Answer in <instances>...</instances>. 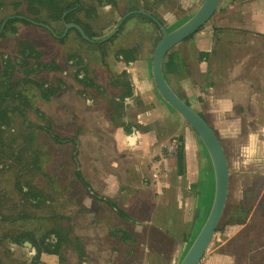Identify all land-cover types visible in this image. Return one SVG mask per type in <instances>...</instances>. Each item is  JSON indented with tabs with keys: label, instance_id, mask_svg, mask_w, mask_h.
<instances>
[{
	"label": "rangeland",
	"instance_id": "obj_1",
	"mask_svg": "<svg viewBox=\"0 0 264 264\" xmlns=\"http://www.w3.org/2000/svg\"><path fill=\"white\" fill-rule=\"evenodd\" d=\"M202 1L203 0H181L180 7L177 8L178 10H171L161 7L158 11V15L163 20L165 29L167 31H171L184 23L197 11ZM119 3V6L105 7V10H103L102 14L99 15L97 24L106 34L110 33L115 28L117 22L121 18L120 14L122 12L121 10L125 6H123L125 1L119 0ZM11 9L12 6L7 5L3 12L5 13L6 11ZM183 15L184 17L179 19L177 18ZM219 18L220 11L219 9H217V11L210 18L204 28L201 29V31H198L189 39H186L172 49L178 52H184V55H187L188 62L190 63L192 68H196L197 71L205 70L207 68V64L204 63L202 65L201 61H199V59H202L200 53H195L193 55L191 52L195 48L205 46L201 45V40H207L209 42L212 40L213 27L211 26L217 24ZM119 30L117 34L119 33ZM19 31L21 32H18V34L16 35L17 37L15 39H9L6 44H4V41H0V64L1 62H4L5 59H7L9 61V64L13 65L12 61L15 60V72L24 71V73H29L22 74V76L16 75V77L26 78V76L31 75L34 80L36 77H38V75H36V72H38V70L39 73L42 72L40 70L43 65H41L40 63L46 65L51 57L55 59V62L57 60L58 66L62 68L58 69L60 72L57 73V76H59V78L62 77L61 80L66 87L64 90L62 89L61 92L54 95L49 106H45V111L43 113H45L47 119L52 122L54 126L52 127L53 133L62 134V139L60 140H64L68 137L74 138L72 135V128H74L75 126H70L69 123L76 122L81 126L80 128L83 129L84 134L79 135V137L74 139V154L72 150L68 153L66 149L59 148V151L62 152L59 157H63L66 154L68 157H71V154H73L77 166V171L79 172L81 170V165L80 160L78 162L77 159V155H79L77 154L78 151L81 153V164L84 158H87V155H90L91 160L86 161L83 166L85 167V178L87 179V174L91 173L94 178V181L91 180V183L94 184L96 188H100L101 190L104 188H108V186L111 188L115 185H119L120 183L127 185L131 188L128 194V198L130 200V206L128 204V206L130 207L129 211L135 216H140L143 217L144 220L150 221L151 204L168 202L173 196L169 193L176 190V188H173L170 185L164 186L163 182H166L167 176L161 173V170L158 166L155 168L152 166L155 161V156L162 153L161 146L158 142L161 140L158 138L157 134V141L151 146L147 145L146 148H142V145L139 148L133 150H128L127 148L122 147L121 143L117 141L116 137H114L115 132H118L119 129V127H117L118 119L116 117L114 119L113 117L112 120H109V117L107 116L105 111V108L108 106H126L128 113L141 108L140 104L142 101L140 100V97L138 95L134 94V96L132 97L123 99L122 96L117 93L116 89V87H120L124 83H129V85L132 86L134 90L133 73L128 72L133 65L131 63L127 64L125 62H122L121 56H114L113 53L109 55L105 54V56L98 53L97 57H93L91 54H88L89 61L86 62L89 64V66H87V64L81 71L78 70L77 66H82V63H78L76 64L77 66L66 68L68 70L67 73L65 75H62L63 72L61 71L64 70L63 67H65L66 62H68L67 52L65 51L70 49V47L66 45L72 44L73 48L77 47L78 49H81L83 46L79 45L77 43V40L74 39L75 43H68L66 41L63 45V48L62 45H58L57 41H52L44 30L35 27H20ZM58 31L62 32L61 26H58ZM141 31L145 32L146 37L142 39L140 50L136 51L137 54L133 59L141 57V59L145 60L143 61L144 63L141 64L148 65V60L146 59L153 57L155 49L154 45L157 39L156 37L159 36V33L161 31L155 29L154 25L152 23H149V21L145 23L143 19L137 17V15L132 16L129 24L125 27V30L123 32L127 33L125 36V40L112 46V50L118 51L122 49L123 47H125L126 43L129 40L137 39V33H142ZM72 39L73 38H71L70 40L73 41ZM238 40H242V38H238ZM22 45H24L25 47L22 52L26 50H35L42 56L44 62H41L40 58L37 59L29 54V56L34 59H30L25 63H21L25 67L22 68V65L16 61L26 57L24 55H21L19 47H21ZM51 45L57 46L58 49L57 52L54 53V55H50L47 52H40L44 50H50L51 48H53L51 47ZM31 47H33L32 50H30ZM211 47L212 44L209 43L208 48ZM62 48L64 51L60 50ZM233 49L234 51H238V53L239 51L244 50L243 47H241V49L234 47ZM130 55L131 54L129 52L124 53V57ZM53 56H55V58ZM34 62H39L37 67L38 70H31L32 64ZM151 64L152 63L150 62L147 72V76H149V79L152 78ZM211 64L212 59L210 60V64H208L209 71H215L216 69L212 67ZM30 70L33 74L30 72ZM124 70H126L127 74L123 73ZM227 73L232 78V72H230L231 75L229 71H227ZM49 74H51L48 75L49 78H51V76H54V73ZM233 81V79H230L229 90H226L224 88L222 92H218L222 93L221 95H223L224 99L230 92L231 95H235L234 97H236V100L232 99L230 102L223 103L220 106L218 105L219 102L217 100H208L203 104L197 102L199 91L198 89H195V87H193L187 79H180L179 88L180 91H182L187 96L190 106L198 113L200 112L202 113V115L204 114L206 119H208L210 125L214 128V124H218L219 126H221L218 119H226V117H232L235 115L233 111L234 104L238 102L244 104L245 102V98L241 94L234 93L231 90V84L233 83ZM223 82H225V80ZM47 83L50 84V82ZM241 111L243 113V117L235 120V123H237L238 126H241L238 127V129L240 128V135L234 138L228 137L229 133H227L226 127L224 131L221 129L222 127H218V132L215 130L219 138L222 140L225 149H227L225 151L229 161L230 172L232 174L230 177L232 182L230 184L229 195L226 204V208L228 210L225 213L226 216L234 214L235 212L240 210V207L242 205L250 204L248 199L251 198L246 199L243 195L244 192L240 198L237 195L236 189L239 185V182L241 181L245 182L242 184V187H246L247 185L246 188L251 189V192L253 194V209L258 213H264V203H262V185L264 183L262 184V174L251 171L250 167H248L247 164L243 163L244 160L241 159V163L235 158L236 153H241L243 151V155L246 157L255 156L256 147L255 144L251 142V140L256 138L253 133L258 134L259 127L262 124V106H243V110ZM26 114L16 112L13 113V116L14 118H17L19 116L27 120L25 118ZM130 120L134 121L133 118L129 119V121ZM220 121L223 122V125L231 124L230 121L227 120ZM179 124L180 126L178 128V133L172 134L171 137L176 135V138L178 139V136L182 134L184 136H186L187 133L190 134V138L193 140V144L201 154V158L199 160L200 166L209 169V171L211 172L212 180H209L208 183L210 185L207 190L209 197L207 198V204L205 202V206L198 205L199 218L196 221V224H194L193 226L191 238L188 242H182L177 238L172 242L174 253L170 264H179L183 259L185 253L189 249L191 243L198 234L209 214L215 190L214 174L207 150L205 149L199 136L185 120H182L181 122L179 121ZM21 125H23V123L20 125L17 124L14 129H11L10 127L0 128V136L5 135L9 140H11L12 138L15 140L14 143H9L14 144V146H12L15 149V153L13 152L14 156H17L16 152L19 153V151H22L21 136H24V134H26ZM167 125H169V121L167 122ZM0 126H2L1 123ZM152 128L155 129L156 125H153ZM170 130L171 129H168V131H164V133L168 137L170 132L172 131ZM166 135H164V137ZM160 137H163V135H160ZM60 144L64 145L65 142L61 141ZM76 144L78 145L76 146ZM70 145H72V143ZM227 151L229 152V154ZM8 155L10 157H13V155H10V153H8ZM229 155L231 158L229 157ZM3 158L4 157L2 156L0 157V170L7 167V165L3 164ZM25 159L28 161V163H30L29 160H31V156H27L25 157ZM58 162H61L62 164L63 173H66L69 169L71 170V168H67V165L64 162L59 160ZM170 163H172V165L174 164L172 160H170ZM27 169L31 171L24 172L18 175L15 179L12 176L0 177V199L3 197V190H5L6 192H11L7 195L8 203L4 207L6 208L5 212L8 213L9 223L3 224L0 220V264L35 263V261L31 263V250L28 248L27 244H20L16 242L17 239H19V233L26 232V222L29 223V225L32 227L31 230L34 238L36 242L39 243L41 241L38 237H41L44 233L43 224L47 223L48 225L49 221H52L54 219H62V216L58 214L52 215V210H60L65 202H68L69 200L73 201V199L79 200L84 205H89L91 203V192L82 183L73 181L72 187L74 188L73 190H75V193L72 194V191L70 189H67L65 197H63L60 193V188H57L52 183H48V180L46 178L40 180V177L43 176L42 172H39L33 168ZM177 172L178 171L175 168L172 169L171 173L177 175ZM26 181H31L34 184L38 183L37 187L40 190L44 191H42V197L35 196L30 200L27 198L25 200L23 197V192H21L20 189H16V182L19 184L21 183V185H25ZM61 181L64 183L63 188L66 189L69 185L67 184V182H65V178H63ZM179 201L181 205V200L179 199ZM28 207L31 208V210L28 209ZM226 216H224V218H226ZM226 230L227 228L225 227L224 231L215 233L211 244L209 245L204 257L199 262V264H202L206 254L213 248L219 246L222 241L227 240L225 246L232 242L231 240H228L227 237L223 236ZM138 231L143 232L145 231V229L138 228ZM102 234L104 233L101 232L91 240L90 244H94L96 245V247L93 248V257L89 259L90 262L88 264H149L150 253L152 256V252L147 246V241L141 240L139 251L135 254L134 257L131 258V247L128 245L127 241H120L119 244H116V246H119L118 251H113L109 240ZM47 235L51 237V242L54 243L56 241L52 233H48ZM46 242L49 243L47 240ZM32 246L33 249L35 248L36 250L44 249L40 245V243L36 246ZM69 256V259L72 263L77 258L74 252L70 253Z\"/></svg>",
	"mask_w": 264,
	"mask_h": 264
},
{
	"label": "trees",
	"instance_id": "obj_2",
	"mask_svg": "<svg viewBox=\"0 0 264 264\" xmlns=\"http://www.w3.org/2000/svg\"><path fill=\"white\" fill-rule=\"evenodd\" d=\"M103 1L104 0H97V4L95 5L92 1H83L79 4L78 0H0V30L3 22H5L3 29L0 31V41H4V44H6L9 39H15L18 32H21L19 28L26 26L44 30L49 33L51 39H54V36H52L44 26L33 24L31 21L44 23L46 25H50L51 21L60 23L76 22L81 25L89 38L101 40L105 37L106 33L97 25V18L99 16L97 15V6H102ZM180 4L181 0H125L123 4V6H125L121 10L120 16L122 17L129 11L135 12L123 21L119 33L117 35L115 34L108 41L97 45L91 44L86 41L75 28L69 29L63 39H65V41L71 38L76 39L77 43L83 46L79 49L83 52L85 50L84 47L87 45L90 48L88 54H91L93 57H97L98 53L105 56V54L109 55L114 52L120 53L121 51L131 54L130 48L123 47L118 51L112 50V46L125 40L127 33L123 32L125 27L129 24L131 17L137 15V17L142 18L145 23L149 21V23L154 25L155 29L160 30L158 24L152 17H155L164 25L163 20L158 15L159 9L164 7L171 10H178L177 8L180 7ZM7 5H11L12 9L4 13L3 11ZM137 10H144L150 15L141 14ZM87 12L90 15L87 17V20H83L81 14ZM182 17H184V15L177 18L179 19ZM77 18H80L82 22L78 21ZM203 28L204 26L201 29ZM141 32L142 33H137L135 52L140 50L141 41L146 37L145 32ZM222 34V30L219 27H215L214 48L209 51H200L198 48H195L191 52L193 55L195 53L201 54L202 59H199V61L205 60L207 64L206 72L197 71L196 68H192L184 52L171 50L166 54L163 60L164 75L171 87L185 102L188 103V98L180 91V79H187L193 87H198L200 91L203 90L205 92L209 87L214 85L213 80H210L211 73L208 64H210L211 56H218V46L222 49L220 51L221 55V52L225 51V44L222 43ZM161 37L162 33L160 32L159 36L156 37L155 48ZM130 56L125 57L127 62L141 59V57L133 59ZM147 60H152V58ZM5 62L9 64L7 59H5ZM8 69L14 71V66H0V71ZM31 70L34 69L31 67ZM125 72L126 70H124L123 73L127 74V72ZM44 77V75H41L33 80L31 75L26 76V78L16 76L4 78L0 76V98L4 96V99L0 101L7 103L9 102V98H30L35 95L32 85H36L39 90L44 91L46 88L44 85H41V82H50L49 79L45 80ZM59 80L62 81L61 79ZM19 81H25V84L21 85ZM63 88L64 83L57 87L58 90H62ZM116 89L117 93H119L123 99L133 96V87L130 86L129 83H124L120 87H116ZM199 99L202 100L201 96ZM29 107L34 106H0V123L6 122L8 119V112L26 114L28 113L27 108ZM140 107L141 109L139 112L148 109L150 106ZM242 108V106H235L234 111L240 115L242 114ZM105 111L109 120H112L113 117L114 119L115 117L118 119L117 127H125L126 130L130 131V125H132V123L129 122V119L131 115L127 112L126 107L108 106L105 108ZM199 114L209 123L204 114L202 115L200 112ZM42 119V134L53 133L50 122L45 121L43 116ZM167 121L168 120H166V122ZM27 122L31 125L35 123V121L29 119ZM133 124L138 127L137 123ZM172 124L175 126V122ZM153 125L158 127L160 124L156 122L152 124V126ZM70 126H75L72 128L74 139L84 134L83 129L80 128L81 126L76 122L71 123ZM160 135L158 134V138H160ZM178 140L179 144L174 153V157L176 169L178 171L177 174L181 175L185 172L186 153L183 136H178ZM220 141L223 144L221 139ZM77 154H79L77 155V159L78 162L80 160V167L82 169L84 163L91 160V157L87 155V158H84L81 164V153L78 151ZM36 160L38 161V159ZM58 160L64 162L67 168H71V170L69 169L66 173H63L62 164L58 162ZM58 160L55 161L52 160V158L41 159L42 163L39 167L33 164L37 171L43 173L40 180L46 178L48 183H52L57 188H60V193L63 197H65L67 189H70L72 194L75 193V190H73L74 188L71 186L73 181L80 182L91 192V204L84 205L79 200L73 199L72 197L73 201L69 200L65 202L60 210L54 209L51 211L52 215L58 214L62 216V219L49 221L48 225L47 223L43 224L44 233L38 238H40L41 242L39 243L44 249L37 250L38 255L34 264L40 263L39 257L43 252H47L49 256L53 257L45 264H88L90 262L89 259L93 257V248L96 247V245L90 244L91 240L101 232H103L104 234L102 235L109 240L113 251H118L119 246H116V244L125 240L131 247L130 256L132 258L139 251L141 240H145L152 252V256L150 253L149 264H170L174 253V248L172 246L174 239L177 238L182 242H188L191 238L193 226L199 218V209L190 204L186 206L185 198L195 197L200 193L198 182L192 183L188 189L184 188L180 191L174 190L170 192L169 194L173 196L168 202L151 204V220L147 221L144 220L143 217L135 216L129 211L130 200L128 194L131 190L130 187L125 184H120L113 195L102 194L97 188L84 179L83 173L81 172L82 170L79 172L77 171V166L72 156L68 157L64 155L63 157H59ZM231 175L230 172V177ZM63 178H65V182L69 185L66 189L63 188L64 183L61 181ZM30 182L31 181H26V185L28 186L26 191L21 190L23 195L29 200L35 196L42 197L43 190L37 187L38 183L34 184ZM179 195H181V198H178ZM243 195L246 199L251 198L248 199L250 204L242 205L240 210L227 216L225 213L228 210L225 207L216 232L224 231L225 227L228 225H243L245 229L244 237L231 239L232 242L227 245V248L233 253L245 256L247 264H264V213H258L253 209V194L251 189L247 188ZM179 199L181 200V205ZM28 209L31 210L29 207ZM224 216H226V218H224ZM138 228H143L145 231L139 232ZM31 229L32 227L26 222V233L21 236L36 246L39 243L36 242ZM48 233H52L55 237L56 241L54 243L51 242V237L47 235ZM46 240L51 244L47 243ZM72 252H74L77 257L73 263L69 259V254Z\"/></svg>",
	"mask_w": 264,
	"mask_h": 264
},
{
	"label": "crops",
	"instance_id": "obj_3",
	"mask_svg": "<svg viewBox=\"0 0 264 264\" xmlns=\"http://www.w3.org/2000/svg\"><path fill=\"white\" fill-rule=\"evenodd\" d=\"M220 18L218 23L211 26L212 36L214 37V28L219 27L222 34V43H224L225 51L220 54V47L218 46L219 54L218 56H211L212 59L211 66L214 67L215 71H210L211 80H213L214 85L209 87L207 91L198 89V100L199 103H206L208 100H217L218 105L223 103H228L232 99L236 100L235 95H231L230 92L226 95V98H223L221 95L224 88L229 90L230 79H233L231 84L232 91L237 94H241L245 99L244 104L238 102L234 104L235 106H262V124L259 127V133H253L256 138L251 140L255 144L256 151L254 157H246L243 155L244 151L241 153H236L235 158L237 161H243L250 167V170L253 172H258L262 174V184L264 183V0H221L219 7ZM201 31V30H200ZM212 37V40L209 42L207 40H201V45L198 48L200 51H209L214 48L215 41ZM242 38V40H238ZM205 43V44H204ZM209 43L212 44L211 48H208ZM234 47L241 49L243 51H234ZM145 61V60H144ZM148 65H142L143 61H135L133 66H131L129 72L133 73L134 81V90L133 96L138 95L140 97L141 105L150 106L148 109L141 111L137 114L136 122L138 127L135 125H130V131L126 130L125 127H119L118 132H115L114 137L117 141L121 143L122 147L127 148L128 150L137 149L142 145V148L148 145H152L157 141V134L163 135L159 139V145L161 146L162 153L155 156V161L152 166L159 167L161 173L167 176V180L164 183V186H171L180 191L182 189H188L192 183L198 182L200 186V193L195 197H186L185 205L187 204L194 205L198 208L199 201L204 193V185L202 184V177L207 179V184L211 178V172L208 168L200 166L201 154L197 150L196 146L193 144V140L190 138V134L187 133L186 136H183L184 145H185V172L181 175L172 174V169L176 168L174 154L167 156L166 149L164 145L169 142L171 139L176 138L172 134L178 133V128L180 126L179 121L184 120L178 112L161 96L158 92L153 75L149 79L147 76L148 67L150 62L148 60ZM202 65L205 63L203 59L201 61ZM225 68V71H224ZM223 70V73H222ZM227 71L232 72V78L228 75ZM152 72V64H151ZM201 72H206L201 70ZM231 75V73H230ZM225 80V82H223ZM221 91V92H218ZM201 96V99L199 97ZM206 96V97H205ZM230 96V97H229ZM132 97V96H131ZM129 98V97H128ZM234 103V102H233ZM204 106V105H203ZM126 107V106H125ZM248 109V108H247ZM127 110V108H126ZM243 110V108H242ZM234 111V108H233ZM234 116L226 117V119H218L220 122L219 126L213 125L214 129L217 131L218 127L224 131L225 127L228 137H236L240 135L237 123L235 120L243 117V113L238 115L234 111ZM166 120L169 121L167 125ZM222 121H230L231 124L223 125ZM159 122V126L155 129L152 128V124ZM175 122V126H173ZM212 124V123H211ZM230 127V128H229ZM171 129L169 137L164 133ZM181 129V127H180ZM218 132V131H217ZM247 132V131H246ZM164 135H166L164 137ZM180 135V134H178ZM133 136V138H131ZM259 136V137H258ZM134 140L131 143V140ZM177 139V138H176ZM192 142V143H191ZM223 145V144H222ZM171 147V145H169ZM224 147V145H223ZM225 149V147H224ZM227 150V149H225ZM226 152V151H225ZM228 152V151H227ZM229 154V152H228ZM235 154V153H234ZM230 157V155H229ZM171 158V159H167ZM231 158V157H230ZM170 160L174 162L170 163ZM207 167V166H206ZM84 179L89 182L92 186L91 180L94 181V178L91 173L87 174V179L84 176ZM173 175V176H171ZM232 182V181H231ZM243 181L239 182V185L236 189L237 195L240 198L243 194V190H247L246 187H242ZM121 184V183H120ZM119 184V185H120ZM231 184V183H230ZM119 185L113 187L100 189L97 188L102 194H111L113 195ZM95 187V186H94ZM96 188V187H95ZM209 185H207V190ZM181 198V195L178 196ZM239 200V199H238ZM262 203H264V184L262 185ZM91 204V203H90ZM89 204V205H90ZM199 209V208H198ZM185 218V215H184ZM227 230L223 236L227 237L228 240L234 238H243L245 234V229L243 225H229L226 227ZM227 240L222 241L219 246L213 248L208 252L204 258L202 264H247V259L245 256L237 253H233L225 246ZM55 259V258H54Z\"/></svg>",
	"mask_w": 264,
	"mask_h": 264
},
{
	"label": "flooded vegetation",
	"instance_id": "obj_4",
	"mask_svg": "<svg viewBox=\"0 0 264 264\" xmlns=\"http://www.w3.org/2000/svg\"><path fill=\"white\" fill-rule=\"evenodd\" d=\"M83 1H92L93 3H95V5L97 4V0H78V3L81 4ZM123 1H125V0H123ZM119 5H120L119 0H104L102 6H97V15L102 14V11L105 10L104 9L105 7H108V6H119ZM129 12H131V11H129ZM129 12H127V13H129ZM126 14H124L120 18V20ZM89 15L90 14L88 12L87 13H82L81 17H82L83 20H87V17H89ZM98 18H99V16H98ZM77 20L82 22L80 18H77ZM31 22L33 24H39L41 26H44L52 34V36H54V39H51V40L52 41H57L58 45H62V46L65 44L66 41L68 43H75V40H76V39L75 40L72 39L73 41H71L70 39H68V40L65 41V39H63L64 36L61 37L64 34V32H65V25H67V24H76V25H79L81 27V25L76 23V22H69V23L63 22V23H60V22H57V21H51L50 25H46L44 23H37V22H34V21H31ZM118 22H117V24H118ZM58 26L62 27V31L63 32H59L58 31ZM69 29H72V28H69ZM46 33L49 36V33L48 32H46ZM66 33H65V35H66ZM110 33L106 34L105 36L109 35ZM90 40H92L93 42H91L89 40H86V41L90 42L91 44H95V45L99 44V41H100V39L96 40V39H91V38H90ZM135 40L136 39L129 40L126 43V45H125V48H130L131 49V56H130L131 58H134L135 55H136V52H135ZM25 44H26V42H25ZM66 46H69L70 49L65 51V52H67L68 62H66L65 67H63L64 70L61 71V72H63L62 75H65L67 73L68 70L66 68H71V67L77 66L76 64H78V63H82V66H80V67L77 66L78 70L82 71L84 69V67L88 64L86 61H89L88 51H89L90 48L86 45L85 50H84L85 53H84L83 51H80L77 47L73 48L72 44H69V45H66ZM51 47H53V48H51L50 50H44V51H40V52H47L50 55H54V53L57 52V50H58L57 46L51 45ZM19 48H20L21 55L26 56V57H24L22 59L16 60L20 64L21 63H25V62H27L30 59H34V58L30 57L29 54H31L33 57H35L37 59L40 58V61L44 62L42 56L40 54H38L35 50L34 51H27L26 50V51L22 52V50L25 49L24 45H22ZM54 48H56V49H54ZM63 48H64V46H63ZM63 48L60 49V50H63ZM32 49H33V47L30 48V50H32ZM154 51H155V49H154ZM35 53H37V54H35ZM113 54H114V56H121L122 62H125L127 64L131 63L132 65L135 63V60L127 62L125 57H124V53L122 51L120 53L119 52H114ZM153 55H154V53H153ZM53 57L55 58V56H53ZM152 60H153V57H152ZM138 61H144V60L140 59ZM13 62L15 63V60H13ZM38 64H39V62H34V64L32 65V68L33 69H37ZM40 64L43 65V67H41V70H40L42 72L39 73V70H38V72H36V75H38V76L44 75L45 76L44 77L45 80L46 79L50 80V84H48L46 81H42L41 82V85H44L45 88H46L44 91L43 90H39L36 85H32L33 86V90H35V95L34 96H32L30 98H19V97H14L13 99L9 98V102H7V103L0 101V106H22V107L34 106V107L27 108L28 109V113L25 115V118L27 120H25L24 118L19 117V116L17 118H14L13 112H8V119L6 120V122L1 123L2 126H0V128L1 127H10L11 129H14L17 126V124L20 125V124L23 123V125H21V127H23V129L25 130L26 134H24V136H21V139H22V151L21 152L19 151V153L16 152L17 156H14V154H13V152L15 153V149L12 147V146H14V144H9V143H14L15 140L13 138L11 140H9L8 137L5 136V135L0 136V157L1 156L4 157L3 158V164L7 165L6 168H2V170H0V177L12 176L15 179L18 175H20V174H22L24 172H30L31 171V170H28L27 168L36 169L33 164H35L38 167L41 166V163H42L41 159L52 158V160L57 161L58 158H59V155L62 154V152L59 151V148L66 149L68 153L72 150V152L74 154V151H75L74 138L65 136V137H68V138H65L64 140H60V139H62V134H58V133H56L57 135L54 134V133H50V134L44 133V134H42V126H43L42 116H43V118H45L44 119L45 121L50 122L51 128L54 127L52 122L49 119H47V117L45 116V113H43V112L45 111V106H49V104L51 102V99L54 97V95H56V94H58L59 92L62 91V90H58L57 87L62 85L63 81L59 80L62 77L59 78V76H57V73L60 72L58 70L60 68V66H58L57 60L55 62V59H53L51 57L46 65H44L42 63H40ZM0 65L3 67L5 65L14 66L16 64L10 65V64H7L4 61V62H1ZM87 66H89V64ZM15 67H17V66H15ZM22 68H25V67L22 65ZM60 69H62V68H60ZM124 69H126V68H124ZM30 72H31V70H30ZM25 73H27V72H25ZM25 73H24V71H16L15 72V71H11L10 69H8V70L0 71V76L4 77V78H7V77H10V76H16V75H21L22 76V74H25ZM49 73H54V76H51V78H49L48 75H51ZM27 74H29V73H27ZM19 83L21 85L22 84L24 85L25 81H19ZM65 87L66 86L64 85L63 90L65 89ZM2 99H4V96H2L0 98V100H2ZM10 100H13V101H10ZM87 104H88V102H87ZM188 104H189V101H188ZM140 106H145V105H141L140 104ZM140 109L141 108H139L137 110H133L132 112H130V115H131L130 119L131 118L134 119V121H131V120L129 121V122L132 123V125H134L133 123H137L136 122V118H137V114L139 113ZM28 119L31 120V121H35V123L33 125H31L29 122H27ZM36 119H38V120H36ZM70 124L71 123H69V125ZM58 129H59V126H58ZM61 141L65 142V144L64 145L60 144ZM71 143H72V145H70ZM77 145L78 144H76V146ZM8 153H10V155H13V157H10L8 155ZM73 154H71V156H72V158L74 160ZM27 156H31V160H29L30 163H28V161L25 159V157H27ZM36 159H38V161ZM0 163H1V160H0ZM84 168L85 167H83L81 169L82 171L80 170L82 173H83ZM72 185H73V183L71 184V186ZM13 188H14V186H13ZM16 189H20V190L26 191L28 189V186L26 185V183H25V185H21V183L19 184V183L16 182ZM3 191H4L3 197L0 199V220H1V222L3 224H6V223H9V217H8V213L5 212L6 208H4V207L8 203L7 195L10 194L11 192L7 191L8 192L7 193L5 190H3ZM23 197L26 200L25 195H23ZM25 233L26 232L19 233V239H17L18 241H16V242L20 243V244H24V243L27 244L28 248L31 250L30 251V260H31V263H32L33 261L36 260L38 252H37V250L35 248L33 249V246H32L33 244L32 243H30L29 241H27V239H24L21 236V235H25ZM52 258L53 257L49 256L47 252H43V253H41V255L39 257L40 263H37V264H45V263H47L48 260H51Z\"/></svg>",
	"mask_w": 264,
	"mask_h": 264
},
{
	"label": "water",
	"instance_id": "obj_5",
	"mask_svg": "<svg viewBox=\"0 0 264 264\" xmlns=\"http://www.w3.org/2000/svg\"><path fill=\"white\" fill-rule=\"evenodd\" d=\"M220 1L221 0H203L197 11L191 17L171 31H167L158 19L152 17L158 24L162 33V37L155 48L152 60V75L155 86L161 96L199 136L210 157L215 181L214 197L209 214L179 264H199L211 244L227 204L230 189V168L227 154L215 130L173 90L166 80L163 71V60L166 54L174 47L196 34L207 24L217 11ZM137 11L141 14L150 15L144 10ZM134 12L135 11L127 13L118 22L114 30L101 39L99 43L106 42L113 37L118 32L125 18ZM4 24L5 22L2 24L1 30ZM69 28L78 29L83 38L93 42L79 25L67 24L65 33ZM65 33L61 37H63ZM131 138H133V136ZM130 142L133 143L134 140L132 139Z\"/></svg>",
	"mask_w": 264,
	"mask_h": 264
},
{
	"label": "built area",
	"instance_id": "obj_6",
	"mask_svg": "<svg viewBox=\"0 0 264 264\" xmlns=\"http://www.w3.org/2000/svg\"><path fill=\"white\" fill-rule=\"evenodd\" d=\"M178 144H179V141L176 138H173V139L170 140L169 145H171V147L166 143L164 145V147H165V149L167 151L166 155L167 156L173 155L175 153L176 149H177Z\"/></svg>",
	"mask_w": 264,
	"mask_h": 264
},
{
	"label": "bare ground",
	"instance_id": "obj_7",
	"mask_svg": "<svg viewBox=\"0 0 264 264\" xmlns=\"http://www.w3.org/2000/svg\"><path fill=\"white\" fill-rule=\"evenodd\" d=\"M203 179H202V184L205 186L204 187V189H206V190H204V193H203V196L201 197V199H200V201H199V205L201 206V205H204L205 206V202H206V204H207V198H209L208 197V191H207V179L205 178V177H202ZM210 180H212V178H210ZM211 182V181H210ZM208 185H210V184H208ZM209 204H210V202H209ZM209 206V205H208ZM210 207V206H209Z\"/></svg>",
	"mask_w": 264,
	"mask_h": 264
}]
</instances>
